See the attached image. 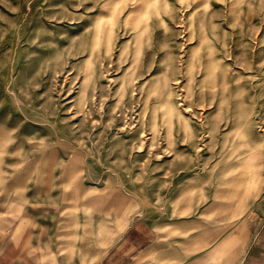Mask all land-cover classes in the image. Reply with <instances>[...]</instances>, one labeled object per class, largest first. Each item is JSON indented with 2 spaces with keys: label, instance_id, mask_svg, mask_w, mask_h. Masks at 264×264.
<instances>
[{
  "label": "rangeland",
  "instance_id": "374dc122",
  "mask_svg": "<svg viewBox=\"0 0 264 264\" xmlns=\"http://www.w3.org/2000/svg\"><path fill=\"white\" fill-rule=\"evenodd\" d=\"M0 191L212 203L225 255L264 218V0H0Z\"/></svg>",
  "mask_w": 264,
  "mask_h": 264
},
{
  "label": "crops",
  "instance_id": "0c3cea01",
  "mask_svg": "<svg viewBox=\"0 0 264 264\" xmlns=\"http://www.w3.org/2000/svg\"><path fill=\"white\" fill-rule=\"evenodd\" d=\"M0 191V264H259L264 260V218L245 216V233L221 257L213 252L232 228L215 204L175 205L172 213L131 203L127 214L106 219L105 191ZM115 206V205H114ZM164 208V206H163ZM149 211V212H148ZM151 212V214H150ZM158 212H161L159 214ZM145 213V215H144Z\"/></svg>",
  "mask_w": 264,
  "mask_h": 264
},
{
  "label": "bare ground",
  "instance_id": "6f19581e",
  "mask_svg": "<svg viewBox=\"0 0 264 264\" xmlns=\"http://www.w3.org/2000/svg\"><path fill=\"white\" fill-rule=\"evenodd\" d=\"M240 181L242 182V183H247V181H248V179H247V177H246V175H245V173H243L242 175H241V179H240ZM236 234V232L234 233V235ZM243 234V233H242Z\"/></svg>",
  "mask_w": 264,
  "mask_h": 264
},
{
  "label": "built area",
  "instance_id": "2783aa9c",
  "mask_svg": "<svg viewBox=\"0 0 264 264\" xmlns=\"http://www.w3.org/2000/svg\"><path fill=\"white\" fill-rule=\"evenodd\" d=\"M259 264H264V260L261 263H259Z\"/></svg>",
  "mask_w": 264,
  "mask_h": 264
}]
</instances>
